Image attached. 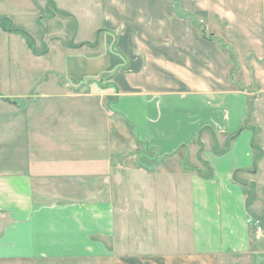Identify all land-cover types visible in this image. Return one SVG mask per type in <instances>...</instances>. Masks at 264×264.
I'll list each match as a JSON object with an SVG mask.
<instances>
[{
	"label": "crops",
	"instance_id": "crops-1",
	"mask_svg": "<svg viewBox=\"0 0 264 264\" xmlns=\"http://www.w3.org/2000/svg\"><path fill=\"white\" fill-rule=\"evenodd\" d=\"M49 1L97 37L60 52L74 92L13 115L0 264H264L245 191L264 0Z\"/></svg>",
	"mask_w": 264,
	"mask_h": 264
},
{
	"label": "rangeland",
	"instance_id": "rangeland-1",
	"mask_svg": "<svg viewBox=\"0 0 264 264\" xmlns=\"http://www.w3.org/2000/svg\"><path fill=\"white\" fill-rule=\"evenodd\" d=\"M65 15L49 0H0V163L11 147L15 149L11 134L24 119L13 115L34 112L36 97L43 90L48 95L74 92L63 81L60 52L84 46L90 43L85 40L97 36L95 25L77 24ZM249 93L247 124L254 131L255 158L260 162L254 176L246 178L253 182H248L245 191L248 203L258 202L257 210L250 205V211L260 215V219L252 216V227L259 225L264 234V152L259 150L264 149V92L251 87ZM23 126H30L28 120L24 119ZM129 128L134 132L132 126ZM139 158L151 169L156 154L144 146ZM260 247L264 258V239Z\"/></svg>",
	"mask_w": 264,
	"mask_h": 264
},
{
	"label": "trees",
	"instance_id": "trees-1",
	"mask_svg": "<svg viewBox=\"0 0 264 264\" xmlns=\"http://www.w3.org/2000/svg\"><path fill=\"white\" fill-rule=\"evenodd\" d=\"M124 121V123H125V125L127 126V127H131L132 125L128 122V121H126V120H123ZM243 128V127H242ZM235 136L236 135H233L232 137H230V141H232L234 138H235ZM229 147V146H228ZM228 147L225 149V150H227L228 149ZM224 150V151H225ZM223 151V152H224ZM198 158H199V160H201V158L198 156ZM201 162H202V164H203V171L204 172H202V170L201 169H198V172L204 177V178H211L212 177V175H213V171H212V169L205 163V162H203L202 160H201Z\"/></svg>",
	"mask_w": 264,
	"mask_h": 264
},
{
	"label": "built area",
	"instance_id": "built-area-1",
	"mask_svg": "<svg viewBox=\"0 0 264 264\" xmlns=\"http://www.w3.org/2000/svg\"><path fill=\"white\" fill-rule=\"evenodd\" d=\"M254 234H255V238H258L259 235L263 234V230H262V228L259 225L255 226Z\"/></svg>",
	"mask_w": 264,
	"mask_h": 264
}]
</instances>
